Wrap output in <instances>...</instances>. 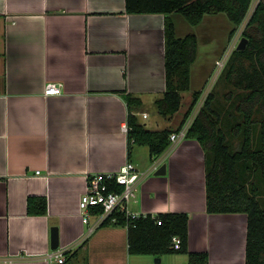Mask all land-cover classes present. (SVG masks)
<instances>
[{"label":"crops","instance_id":"crops-1","mask_svg":"<svg viewBox=\"0 0 264 264\" xmlns=\"http://www.w3.org/2000/svg\"><path fill=\"white\" fill-rule=\"evenodd\" d=\"M165 20L127 13L126 0H0V264H55L48 257L54 226L58 250H78L68 264L156 263L158 256L129 252L126 226L101 224L89 233L95 217L86 223L79 203L90 175L117 172L128 161L146 171L156 159L148 147L130 148L125 95L142 99L135 113L144 122L163 96ZM50 82L62 92L46 95ZM194 91L173 117L145 123L179 128ZM200 146L184 138L158 156L166 173L144 177L129 207L188 213L191 251H207L208 264H246L247 214L207 211ZM32 195L47 197V214H28ZM186 256L161 258L188 264Z\"/></svg>","mask_w":264,"mask_h":264},{"label":"trees","instance_id":"trees-1","mask_svg":"<svg viewBox=\"0 0 264 264\" xmlns=\"http://www.w3.org/2000/svg\"><path fill=\"white\" fill-rule=\"evenodd\" d=\"M253 4L254 0H126V12L166 16V90L155 101L158 113L164 117H173L181 109L182 92L191 88V67L198 56L197 35L179 37L170 15L180 13L197 25L207 14L224 13L234 24L231 39L244 24L242 37L248 43L244 49L231 52L219 79L229 89L225 94L227 103L221 104L215 93H210L186 138L197 139L205 153L207 211L246 213V264H264V0H259L250 13ZM200 94V90L194 91L185 118ZM125 98L130 148L142 145L148 147L151 157L162 155L171 146V134L180 127L150 128L135 113L142 99L131 93ZM121 189L115 182L110 184V190ZM27 206L30 215L48 213L46 196H29ZM101 211L102 207L92 209L94 214ZM112 216L117 218L115 223L111 222ZM112 216L103 225L128 228L131 254H186L190 264L209 262L207 251L189 249L188 213L166 212L130 219L125 212L116 210ZM175 236L180 238L179 248L175 247ZM77 252L65 251V261L55 264H68Z\"/></svg>","mask_w":264,"mask_h":264},{"label":"built area","instance_id":"built-area-1","mask_svg":"<svg viewBox=\"0 0 264 264\" xmlns=\"http://www.w3.org/2000/svg\"><path fill=\"white\" fill-rule=\"evenodd\" d=\"M259 0H254V6ZM240 36H235L233 40L230 42L231 46L234 44V47L240 42ZM230 46V47H231ZM228 55L225 54L219 60H216V73L215 77L212 80V84L208 87L203 86L200 91V97L192 109L191 113L187 118H185L183 124L180 128L173 132L170 136L171 146L175 145L181 139L186 138V135L197 116L198 112L204 105L208 95L210 94V90L216 79L222 74L223 69L226 66ZM227 58V60H226ZM62 92V87L60 83L50 82L45 88L46 95H57ZM144 118L148 117L147 113L143 114ZM127 130L128 127L125 126ZM159 159H156L152 166L146 170L142 171L137 168V166L128 161L117 172H106V173H95L88 177V183L86 191L80 198V209L83 214L84 221L86 223L90 222V218L92 216L95 217V223L90 225L89 233L93 232L94 229L101 224H103L116 210H121L125 212L126 216L130 219H136L140 216H147V213H140L131 210L129 207V203L136 197L137 190L140 181L146 177L149 173L158 170L160 167ZM39 173V171H38ZM112 182L117 183V185L122 186L120 191L118 190H110V184ZM95 207H102V211L94 214L92 209ZM117 218L112 216L111 222L115 223ZM162 221L159 219L158 224H161ZM175 247H180V238L178 236L174 237ZM49 259L52 263H63L65 261V251L63 250H53L48 254ZM153 264H163L161 263H153Z\"/></svg>","mask_w":264,"mask_h":264},{"label":"rangeland","instance_id":"rangeland-1","mask_svg":"<svg viewBox=\"0 0 264 264\" xmlns=\"http://www.w3.org/2000/svg\"><path fill=\"white\" fill-rule=\"evenodd\" d=\"M174 15H175L174 17L177 16L179 17V19H181V21H183V24L179 23V28H178L179 34L184 36V35L193 33V34H196L198 37V56H197L196 61L192 64V67H191V84L192 85L189 90L182 92V107H181V110H182L186 108V104H187V100L189 96L197 88L200 82H203V86L205 87H208L212 84V80L215 77V73L217 69H215L216 68V61H215L214 69H212L211 71V68H212L211 62L214 60V57L219 54H220V58H222L225 54H227L228 55L227 58L229 59L231 52L235 48H237V45L239 44L238 42L236 47H234V44L231 46L230 42L233 40L235 36H240V40H241L244 24L238 28L237 32L232 37V39L231 37H229V40H228L229 33L234 28V24L227 18V16L224 13H220L218 16H216L215 14H207L205 15L202 22H200L197 25L189 23L186 20V18H184V16L180 13H175ZM207 74L209 75L205 79L204 77ZM221 76L222 74L216 79V82L212 86L210 93L214 92L218 100H220V103L225 104L226 102L225 94L229 91V89L223 80H221V82L219 81ZM190 105H191V99L187 107L189 108ZM160 118H161V115L158 113L156 107H153L150 109V118L144 119V120L149 126H154L152 124V121L155 119H160ZM140 147L142 151L146 153L147 147L142 146V145ZM145 157L143 154L141 158L146 160ZM157 158L158 157H156V159ZM156 159H154L151 162V164ZM152 175H155V174L153 173ZM206 195L204 196L207 199ZM181 257L186 259L187 256L185 254H181ZM187 263L189 264V262Z\"/></svg>","mask_w":264,"mask_h":264},{"label":"water","instance_id":"water-1","mask_svg":"<svg viewBox=\"0 0 264 264\" xmlns=\"http://www.w3.org/2000/svg\"><path fill=\"white\" fill-rule=\"evenodd\" d=\"M248 43V39L246 37H242L241 41L239 42V44L237 45V49L241 50L244 49L246 47ZM157 175H162L166 173V165L163 164L161 165L158 170H156L155 172ZM60 246V240H59V232H58V228L56 226L52 227V233H51V248L53 250L58 249ZM156 263H161L162 262V258L161 257H157L155 259Z\"/></svg>","mask_w":264,"mask_h":264}]
</instances>
